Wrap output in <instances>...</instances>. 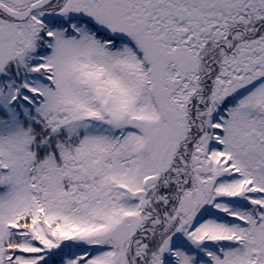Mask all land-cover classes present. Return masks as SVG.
Returning a JSON list of instances; mask_svg holds the SVG:
<instances>
[{"label": "snow or ice", "instance_id": "6c2138e0", "mask_svg": "<svg viewBox=\"0 0 264 264\" xmlns=\"http://www.w3.org/2000/svg\"><path fill=\"white\" fill-rule=\"evenodd\" d=\"M0 264H264V0H0Z\"/></svg>", "mask_w": 264, "mask_h": 264}]
</instances>
